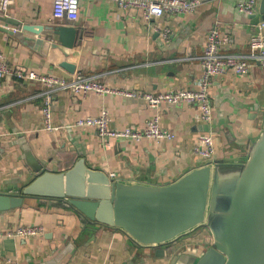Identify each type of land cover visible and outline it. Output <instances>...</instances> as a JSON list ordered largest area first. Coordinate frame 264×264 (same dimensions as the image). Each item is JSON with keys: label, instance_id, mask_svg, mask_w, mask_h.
<instances>
[{"label": "crops", "instance_id": "1", "mask_svg": "<svg viewBox=\"0 0 264 264\" xmlns=\"http://www.w3.org/2000/svg\"><path fill=\"white\" fill-rule=\"evenodd\" d=\"M193 13L165 14L145 21L135 10H121L111 0H80L75 24L55 20L50 0H11L4 15L26 26L42 28L74 25L80 31L73 49H63L76 65L68 73L58 64L50 42H22L0 30V59L40 74L96 76L111 88L157 93L192 88L202 75L200 58L206 34L218 26L232 34L225 51L246 53L250 35L261 17L236 9L238 0H202ZM2 15V14H0ZM1 27L37 35L0 21ZM171 28L169 41L162 37ZM44 87L38 82L0 79V192H17L35 176V166L62 172L80 158L115 181L167 185L204 164L193 151L201 134H212L214 160L244 161L264 127V66L256 64L246 75L225 72L211 87L212 123H205L195 106L147 107L144 100L118 93L98 95L60 91L51 104L56 129H45L42 108ZM106 110L111 128L144 126L154 116L175 134L161 141L103 140L92 127L76 126L78 119L100 116ZM40 225L41 235L0 239V264H170L186 245L206 242V230L187 236L168 248L134 245L121 231L87 224L61 202L25 199L20 207L0 211V231ZM201 233V234H200ZM200 248V247H199Z\"/></svg>", "mask_w": 264, "mask_h": 264}, {"label": "water", "instance_id": "2", "mask_svg": "<svg viewBox=\"0 0 264 264\" xmlns=\"http://www.w3.org/2000/svg\"><path fill=\"white\" fill-rule=\"evenodd\" d=\"M259 15L264 21V0ZM0 21L38 36L25 38L20 30L0 26L24 43L50 42L59 66L75 73L61 48H74L76 26L52 25L42 32L4 15ZM34 169L33 179L17 192H0V211L20 207L25 199L61 202L87 224L115 228L134 245L156 249L206 230L210 247L185 248L170 264H264V127L244 161H206L162 186L115 181L83 158L62 172Z\"/></svg>", "mask_w": 264, "mask_h": 264}, {"label": "built area", "instance_id": "3", "mask_svg": "<svg viewBox=\"0 0 264 264\" xmlns=\"http://www.w3.org/2000/svg\"><path fill=\"white\" fill-rule=\"evenodd\" d=\"M52 2V16L55 20L75 24L80 16V0H50ZM117 8L127 11L135 10L145 21L161 18L165 14L193 13L201 7L202 0H111ZM260 0H238L236 9L239 13L247 16L259 14ZM11 0H0V14L6 15L10 9ZM256 28L250 35L248 51L246 53H233L225 51L227 46L234 42L232 34H223L218 26H213L206 34L204 52L200 58L202 64V75L192 88H182L174 91L157 93H139L133 91H122L109 87L96 76L85 74H74L72 77L46 75L34 70L21 69L9 65L0 59V79L13 77L17 81L38 82L44 89L42 97V114L45 129L52 131L56 129L52 122L51 104L56 94L60 91H71L79 95L95 93L104 95L107 93H118L126 96L142 99L147 107L158 110L163 106H195L200 113L202 121L212 123L214 112L211 104V87L214 78L225 72L237 75H246L253 65L264 66V21L260 19ZM172 35L171 28L162 30V37L169 41ZM110 118L106 110L100 116H86L76 122L79 127H92L103 140L117 139L140 142L143 139L161 141L174 139L175 134L160 125L159 117L156 115L142 126H126L124 128H111ZM193 151L203 161L214 160L215 145L212 134H201ZM111 178H117L115 173ZM45 231L40 225H25L0 231V239L6 237L27 238L41 235Z\"/></svg>", "mask_w": 264, "mask_h": 264}, {"label": "rangeland", "instance_id": "4", "mask_svg": "<svg viewBox=\"0 0 264 264\" xmlns=\"http://www.w3.org/2000/svg\"><path fill=\"white\" fill-rule=\"evenodd\" d=\"M199 234V233H198ZM201 234V233H200ZM209 234V233H208ZM209 239L206 240V242L202 243V242H196L195 244H190L191 246H189V244L186 245V249L189 250H195L196 248H199L200 251H205L208 247H210L211 245V237L209 235L208 237Z\"/></svg>", "mask_w": 264, "mask_h": 264}]
</instances>
